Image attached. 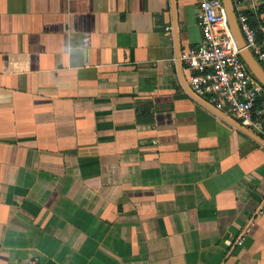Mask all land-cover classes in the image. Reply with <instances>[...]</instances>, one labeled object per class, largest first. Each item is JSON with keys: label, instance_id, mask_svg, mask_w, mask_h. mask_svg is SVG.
I'll use <instances>...</instances> for the list:
<instances>
[{"label": "crops", "instance_id": "obj_1", "mask_svg": "<svg viewBox=\"0 0 264 264\" xmlns=\"http://www.w3.org/2000/svg\"><path fill=\"white\" fill-rule=\"evenodd\" d=\"M198 12L0 0V264H264V146L189 87Z\"/></svg>", "mask_w": 264, "mask_h": 264}, {"label": "built area", "instance_id": "obj_2", "mask_svg": "<svg viewBox=\"0 0 264 264\" xmlns=\"http://www.w3.org/2000/svg\"><path fill=\"white\" fill-rule=\"evenodd\" d=\"M233 1L246 45L264 67V46L240 10L242 2ZM198 25L202 42L180 56L189 72L191 91L205 102L224 109L230 118L264 140V86L240 56L223 1L199 0ZM247 232L248 229L239 235L237 244H242ZM29 264L37 262L32 260Z\"/></svg>", "mask_w": 264, "mask_h": 264}, {"label": "water", "instance_id": "obj_3", "mask_svg": "<svg viewBox=\"0 0 264 264\" xmlns=\"http://www.w3.org/2000/svg\"><path fill=\"white\" fill-rule=\"evenodd\" d=\"M222 1L224 4L230 31L232 33V36L235 40L238 49L240 50V56L247 64L252 74L264 86V68L246 45L244 35L240 23L238 21V15H237L235 3L233 0H222ZM225 118L228 121L232 122V124H234L237 128L242 130L246 135L250 136L251 138L258 141L260 144L264 146V140H262L261 138L250 132L248 129L243 127L240 123L233 120L232 118L228 116H225Z\"/></svg>", "mask_w": 264, "mask_h": 264}, {"label": "trees", "instance_id": "obj_4", "mask_svg": "<svg viewBox=\"0 0 264 264\" xmlns=\"http://www.w3.org/2000/svg\"><path fill=\"white\" fill-rule=\"evenodd\" d=\"M240 2H243L245 0H239ZM264 10V9H262ZM244 14L248 17V21L251 24V26L253 27V29H255L256 34H257V40L259 42H261L262 40H264V32L260 29V27H258V19L256 17V13L252 12V11H244Z\"/></svg>", "mask_w": 264, "mask_h": 264}]
</instances>
